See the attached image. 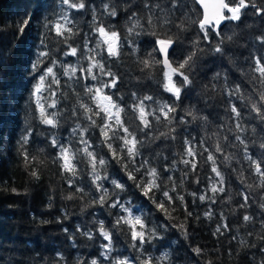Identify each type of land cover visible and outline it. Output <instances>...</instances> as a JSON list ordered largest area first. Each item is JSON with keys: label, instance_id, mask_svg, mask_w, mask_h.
I'll return each instance as SVG.
<instances>
[{"label": "trees", "instance_id": "16d2710c", "mask_svg": "<svg viewBox=\"0 0 264 264\" xmlns=\"http://www.w3.org/2000/svg\"><path fill=\"white\" fill-rule=\"evenodd\" d=\"M109 2L118 5L116 17H109L103 12V4ZM149 2H155V0H149ZM182 2L187 4L184 12L195 20L200 19L201 11L194 0H182ZM86 3L88 7L85 10L77 11L68 9L61 4L60 0H0V264H82L85 261L90 264L92 259H97L99 264H109V261L101 256L103 251L101 245L107 241L96 229L99 221H103L106 227L111 228L116 217L125 213H122L119 208H110L107 205L84 208L86 203L100 195L95 191L91 177L87 174L89 169L86 162L78 163L81 175L76 180V186L83 187L87 195L81 196L80 193H75L76 199H65L64 197L75 192V187L70 189L61 178L59 165L53 163L58 149L52 148L50 144V133L53 132L58 135L61 143H68L72 120L67 117L70 116L71 109L78 108V102H83L94 111L96 110V104L85 94V86L99 87L101 82H107L110 79L101 75L98 69H93L97 80L85 79L79 71L80 68H87L89 63L83 58L85 55L84 34H89L90 48H95L96 41L99 39L98 34L90 28L93 8L98 15L97 22L103 21L106 25L112 26L119 32L122 41L118 58L108 57L104 45L97 49L99 55L96 58L103 60L105 67H110L111 71L119 77L117 86L105 88L104 92L112 96L113 100L125 109L123 116L125 125L135 129L140 124L131 108L133 92L141 97L149 95L154 98L153 101L145 102L149 105V110L155 109L158 103L167 102L177 105L176 120L173 121L177 129L176 140H157L154 144L142 149L143 156L138 157L137 161L149 158L152 167H156L161 172V179L165 184L168 183L167 177L172 176L179 185L183 172H189L184 185L177 189L185 196L188 209L193 213L187 221V239L181 231L171 226L184 222L185 212L180 202L176 201L174 205L176 211L172 215L175 219L166 220L155 205L141 194L135 183L128 179L122 170L121 163L112 159L108 148L101 143L99 127L91 129L86 134L92 143V150H95L98 155H103L109 162L107 166L109 181L104 182V187L111 192L113 185L110 180L119 179L125 184V190L123 192L116 190L119 193L118 198L122 202H131L134 215L143 213L150 227L153 224L168 225L166 232L161 229L163 241L157 240L153 242V245H145L146 254L157 257L162 251H170L174 264H206L208 261H211V264H260L264 259V252L259 249L264 246V242L257 237L264 234V211L259 206L264 203L262 199L264 188L259 187V177L243 159L242 146L234 141V136L228 131V128L234 125L228 110L230 98L222 94L223 75L218 81H214L213 77L217 72L227 73L230 85L240 83L244 95L258 101V92L262 89L259 80L252 79L255 74L252 73L251 68L254 67V56H264V44L256 39L264 35V15H257L256 10L249 7L244 10L239 21L223 23L221 26L223 34L230 35L233 32L238 34L234 41L225 43L224 56L209 51L217 42L214 32L210 33L213 38L211 43L201 40L199 47L204 51L198 55L189 72L193 83L182 90L181 100L176 101L174 96L164 90L166 69L161 64L145 69L141 63L147 58V53L155 47L156 38L145 33L129 37V40L135 41L134 44L124 39L128 35L127 27L130 23L128 16L131 12L145 14L144 0H86ZM255 3L264 7V0H255ZM64 12H67L73 20V24L69 27H73L74 32H79V35L73 36L67 44L55 35L54 30H50L51 23L49 28L44 26L48 22L54 23ZM176 16H181V12H176ZM28 18H30V24L24 34L20 35L19 24ZM141 23L144 29L149 28L145 20L142 19ZM168 34H177L179 37L170 50V61L174 62V66L182 62L193 50L192 42L203 35L198 25L192 24L191 21L187 31L178 32L175 27H171ZM41 38L44 39L46 47L41 45ZM69 44L73 47L79 46L76 56L64 54L69 50ZM38 51L51 52V56L44 59L41 68L45 65L51 66L52 59L59 61L54 71L60 79L61 87L52 85V90L57 93L56 96L50 97L49 92L45 91L43 93L45 99L42 100L45 104L50 103L52 99L58 101L56 108L48 109L49 112L63 113V117L60 118L61 126L56 129L40 124L39 114L31 95L33 85L36 83L34 74L31 73V63L36 59ZM154 56L156 60H160L157 52ZM60 65L77 67L73 80L69 81V78L63 74L64 68ZM174 79L179 81L180 77L177 76ZM213 83L217 85L216 91L211 90ZM231 102L241 108L246 120L250 122L249 129L257 124L256 120L251 119L255 114H250L249 109L245 108L237 98L232 97ZM189 109H194L197 116H206L207 121L201 119L193 121L191 116H185L189 123L180 124L179 117ZM78 111L81 123L87 125L89 121L84 118L83 110L78 109ZM93 119L98 125L103 123L100 117H93ZM149 119L153 120L152 117ZM153 125V131L168 130L164 122L157 124L153 120ZM221 125L224 127L221 128ZM30 127L33 129V135L25 148L30 156H35L37 159L26 167L21 155L20 140L25 130ZM257 131L259 132V128ZM214 133L218 135H213ZM244 135L246 139L252 138L250 130ZM224 136H228L227 141L223 139ZM185 137L196 145L198 153L196 173H192L190 168H186L183 164H178L175 171L164 172L165 166H171L173 161L180 160ZM201 140L204 141L203 146L200 145ZM217 141L223 146L225 154L234 157L227 166L223 156L214 152ZM119 144V140L113 141L114 147H118ZM74 147H81L78 138ZM204 147L213 150L226 180V192L219 194L217 203L211 205L201 203L198 199L194 201L190 195L192 192H197V195L207 192L209 177H214L211 164L207 162ZM249 152L253 154L254 159L261 158V150L258 147L250 145ZM157 153L161 154L158 156ZM80 160H84L82 155ZM33 169L39 174L38 180L30 175ZM241 172H243V182L240 177ZM139 176L140 174H137L138 179ZM197 176L200 179L199 184L195 183ZM12 188L17 189L19 194L13 193ZM241 193L249 197L246 208L239 207L244 203ZM208 195L211 193L208 192ZM228 196L232 198L231 201L224 203ZM156 198L161 199L162 194L156 193ZM209 207L214 213L211 220L203 216ZM221 213L226 218L229 230L224 231L223 235L214 236L212 233L221 223ZM245 214L252 216V221L245 223L243 220ZM196 216L200 217L199 221L196 220ZM78 225L82 231L91 229L95 239L89 240L86 236H82L76 230ZM122 227L126 231V226ZM64 229H68V232ZM70 234H75V246H73V240L69 238ZM233 236L236 239H233ZM241 241H245L248 245L255 244L256 247H242ZM113 243L115 250L111 253L112 257L119 256L121 259L127 257L133 261V264H139L140 253L131 247L130 237L117 231ZM169 244L170 248L162 247ZM197 246L203 249V254L200 256L191 251ZM58 253L63 256L62 260H58Z\"/></svg>", "mask_w": 264, "mask_h": 264}, {"label": "snow or ice", "instance_id": "6c2138e0", "mask_svg": "<svg viewBox=\"0 0 264 264\" xmlns=\"http://www.w3.org/2000/svg\"><path fill=\"white\" fill-rule=\"evenodd\" d=\"M62 5H65L68 9H74L77 11L85 10L88 5L86 0H60ZM195 3L200 4L204 9L203 17L195 20L187 12L183 10L187 8V4L183 3L182 0H155V2H149V0H144L143 8L146 10L144 15H140L138 12H131L128 16L129 26L127 27V37L130 44H134L135 41L129 40V37L140 36L142 34H147L155 37V47L149 53H147V58L142 60L141 63L145 69L151 68L156 64L162 63L166 71L164 72L165 83L164 90L175 97L176 101L181 100V93L184 88L192 85L193 81L190 78L189 72L194 66L196 58L200 53L204 51L199 47L201 40L211 43L212 36L210 33L214 32L217 38L215 46L209 51L215 54H220L224 56L225 43L232 42L235 40L237 33L233 32L230 35L223 34L221 31V26L225 21H239L241 19L244 10L252 7L256 10L257 15H264V7H260L255 3V0H215V3L211 6V12H209V5L206 0H195ZM181 12V16L177 17L176 12ZM103 12L109 17H116L118 14V5L112 3L103 4ZM145 20L149 28L144 29V25L141 20ZM98 21V15L96 9H92V24L90 28L93 32L97 33L99 39L96 41V47L90 48L89 34H84L83 49L85 55L84 59L89 61L87 68H80L79 71L81 76L85 79L91 78L92 80H97V75L94 74L93 69H98L100 74L110 79L107 82H101L99 87L95 86H85V94L90 97V99L96 104V110L94 111L91 107L83 102H78V108L74 107L70 110V116L67 119L72 120V126L69 129L68 143H61L58 135L53 132L51 135V147L58 149V154L54 158L53 163L59 165L60 176L68 184L69 188L75 187V192L64 197L67 200L76 199L75 193H80L81 196L87 195L84 192L83 187L76 186V180L80 177L81 171L78 170V163H85L88 166V175L91 177L92 185L95 187V191L100 193L98 198H93L89 203L84 205V208H88L94 205H99L104 207L107 205L110 208H119L125 215L117 216L115 222L112 224L111 228L105 226L103 221H99L98 228L96 231L99 235L103 237L107 243L101 245L103 251L101 256L104 260L109 261V264H133V261L125 257L121 259L119 256L112 257L111 253L115 250L113 239L117 231L122 232L126 237H130L131 247L140 253L139 264H174L173 256L170 251H162L159 256L154 257L151 254H146L147 249L145 245H153L154 241H163L164 236L161 234V229L165 232L168 229L167 224H153L151 227L146 223V218L143 213L141 215H134L132 211V205L130 201L122 202L118 197L120 192L125 190V184L120 182L119 179H111L110 183L113 185V190L110 192L109 189L104 187V182L109 181V175L107 171L108 160L103 155H98L95 150H92V143H90V138L86 135L91 129L99 127L101 143L108 148L112 159L121 163L122 170L127 175L128 179L133 181L138 189H140L141 194L148 200H150L156 207V209L163 214L166 220H174L175 217L172 215L176 211L175 203L179 201L183 210L185 212L184 222L180 224H172V227L177 228L183 234L184 238H188V226L187 221L193 216V213L189 211L187 203L185 202V196L180 194L177 189L182 187L184 182L188 179L189 172L184 171L180 184L177 185L172 176L167 177L168 183L165 184L164 180L161 179V172L156 168L152 167L151 160L149 158H144L141 161H137L138 157L143 156L142 149L154 144L160 139H171L176 140V127L173 121L176 120L177 105L175 103H158L155 109L149 110V105H146V101H153V97L149 95L138 96L136 92L132 93L133 103L131 105L132 112L136 114V119L139 120L140 124L135 129H130V127L125 125L124 113L125 109L122 108L112 96L104 92L105 88H115L118 84L119 77L116 73L111 71V68L105 67V63L101 59L96 57L99 55L97 49L101 45L106 46V51L108 57L118 58L120 56L121 48V38L118 31L110 25H106L105 22ZM189 21L192 24H197L200 32L203 34L202 37L198 36L193 42V50L183 59L182 62H178L174 66V62L169 60V49L175 44L176 40L179 38L177 34L169 35L171 27H175L178 32H184L188 30ZM49 23H51V29L54 30L55 35L60 37L64 43L73 38V36L79 35L78 31H73V27L69 25L73 24V20L69 17L67 12H64L58 17V19L52 23L48 22L44 26L49 28ZM30 24V18L21 21L18 27L20 35H23L26 28ZM141 29V31H137ZM157 29L163 30L159 32ZM67 34V35H66ZM257 40L264 44V35L256 37ZM41 45H44V39L41 38ZM46 47V45H44ZM79 47V46H78ZM78 47H73L68 45L69 50L65 52V55L76 56L78 54ZM136 50L135 48L133 49ZM159 52L163 56V60H156L154 53ZM51 56L50 51H38L36 59L31 63V73L34 74L33 78L36 79V83L33 85L32 97L36 105V111L39 114V122L51 129H56L61 126V117L63 113L60 111L49 112L48 109L56 108L58 101L52 99L50 103H42L43 93L45 91L49 92L50 97L56 96V91L52 90V85H56L57 88L61 87L60 79L58 78L54 68L59 64V61L52 59L50 61L51 66L45 65L41 68L40 66L44 64V59ZM254 67L251 68L253 75V80H259L261 89L258 92L259 99L253 100L251 96H245L240 83L235 85H230L228 81L227 73L217 72L213 80L218 81L223 75L224 83L222 86V94L227 95L229 99L228 110L231 113L230 120L234 127H229L228 131L234 136V141L238 142L243 148L244 156L243 159L247 161L253 171V173L259 177L260 184L259 187L264 188V56L256 55L253 57ZM64 68V75L69 78V81L73 80L76 75L77 67L73 65H60ZM188 71H185V70ZM180 77L177 81L174 77ZM51 78V79H49ZM71 86V85H69ZM211 90L216 91L217 85L213 83L211 85ZM75 91V89H73ZM255 91V89H254ZM77 95H79L77 93ZM237 98L245 108L249 109V113H254L255 115L251 119L256 120L257 124L252 125L249 129V121L246 120L242 110L237 104L231 102V98ZM78 109L83 110L84 118L89 121L87 125L82 124L80 121V112ZM101 113L103 115L101 116ZM158 113V114H157ZM185 116H191L192 120L201 119L207 121L206 116H197L194 109H189L185 111L183 116L179 117L180 124L189 123L185 119ZM93 117H100L103 123L97 124ZM152 117L157 124L164 122L165 126L168 128L167 131L161 132L158 129L153 131L154 125ZM221 128L224 125L220 126ZM259 128V132L257 129ZM251 131L252 138L246 139L245 135L248 131ZM122 133V135H120ZM139 133V136H138ZM33 135V129L30 127L25 130L20 140L21 145V155L24 158L25 166L28 167L33 161H36L35 156H30L25 145L29 143L30 137ZM213 135H218L214 133ZM259 137V139H257ZM78 138V142L81 147L76 148L74 144ZM225 141L228 140V136H224ZM119 140L120 144L118 147H114L113 141ZM184 150L181 154L179 161H173L171 166H165L164 172L175 171L178 164L185 165L186 168H190L192 173H196L198 163H197V151L196 145L192 141L185 137ZM200 145H204V141H200ZM258 147L261 152L260 159H254L253 154H250L249 147ZM204 152L207 153V162L211 164V172L214 177H209L208 190L205 193L197 195V192H192L190 195L194 198V201L198 199L201 203L215 204L217 203V198L219 194L225 193V175L221 171L220 166L217 163V158L213 154V150L204 147ZM214 152L219 153L223 156L225 165L230 162L234 157L229 154L224 153V148L219 141L214 145ZM161 153H157L159 156ZM84 157V160H80V156ZM167 159V157H165ZM235 171V169H233ZM137 174H140L139 179ZM30 175L34 179H39L38 172L33 169ZM241 181L243 182V172L240 173ZM195 183L199 184V176L196 177ZM248 187H252L248 185ZM13 193L19 194L17 189L12 188ZM160 192L162 194L161 199L156 198V193ZM208 192L211 195H208ZM173 193L175 195H173ZM244 199V203L240 204V208L248 207L249 197L244 193H241ZM113 197H116L113 199ZM231 197L228 196L224 203H229ZM264 199V197H262ZM111 201V202H110ZM51 206V204L49 205ZM260 208L264 211V203H261ZM65 215L67 212L65 211ZM213 209L209 207L203 216L205 219L211 220L213 218ZM221 223H219L212 233L214 236L223 235L224 231L229 230V225L226 222L224 214H220ZM200 217L196 216V220L199 221ZM253 217L245 214L243 220L245 223L252 221ZM122 226H126V231ZM78 232L82 236H86L89 240L95 239L94 232L89 229L82 231L81 227L78 225ZM68 232V229H64ZM252 235V233H249ZM70 239L73 240V246H75V234H70ZM233 239H236L233 236ZM258 240L264 242V234L257 237ZM242 247L255 248L256 245H248L245 241H241ZM162 247L170 248L171 245H162ZM191 251L197 256L203 254V249L200 247L192 248ZM259 251L264 252V246L260 247ZM58 260H62L63 256L59 253L57 254ZM82 264H87V262H82ZM90 264H99L97 259H92ZM206 264H211V261L206 262ZM260 264H264V259L261 260Z\"/></svg>", "mask_w": 264, "mask_h": 264}, {"label": "water", "instance_id": "95a60500", "mask_svg": "<svg viewBox=\"0 0 264 264\" xmlns=\"http://www.w3.org/2000/svg\"><path fill=\"white\" fill-rule=\"evenodd\" d=\"M206 3L209 5V12H211V6L215 3V0H206ZM197 5H198V7L201 10V13H202L201 18H202L203 17V14H204V9H203V7L200 4L197 3ZM170 50H171V48L169 49V53H170ZM158 54L160 56V60L162 61L163 60V56L159 52H158ZM169 56H170V54H169ZM161 66L164 68V65L162 63H161Z\"/></svg>", "mask_w": 264, "mask_h": 264}]
</instances>
